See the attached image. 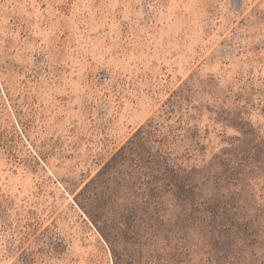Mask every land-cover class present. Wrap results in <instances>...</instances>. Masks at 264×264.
<instances>
[{"label":"rangeland","instance_id":"rangeland-1","mask_svg":"<svg viewBox=\"0 0 264 264\" xmlns=\"http://www.w3.org/2000/svg\"><path fill=\"white\" fill-rule=\"evenodd\" d=\"M0 264H264V0H0Z\"/></svg>","mask_w":264,"mask_h":264},{"label":"trees","instance_id":"trees-1","mask_svg":"<svg viewBox=\"0 0 264 264\" xmlns=\"http://www.w3.org/2000/svg\"><path fill=\"white\" fill-rule=\"evenodd\" d=\"M78 206H79L80 209H81L83 212H85V214L89 217V215H88V213L85 211L84 207H83V206H80L79 204H78ZM82 221L86 224V221H85V220H82ZM88 229L91 230L89 227H88ZM99 233L101 234V236L103 237V239H104L106 242H108V241H107V238L105 237V235H104L103 233H101L100 231H99Z\"/></svg>","mask_w":264,"mask_h":264}]
</instances>
